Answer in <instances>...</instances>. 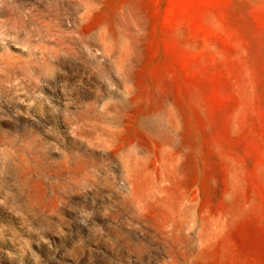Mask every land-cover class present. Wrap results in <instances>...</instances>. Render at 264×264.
<instances>
[{"label":"rangeland","instance_id":"1","mask_svg":"<svg viewBox=\"0 0 264 264\" xmlns=\"http://www.w3.org/2000/svg\"><path fill=\"white\" fill-rule=\"evenodd\" d=\"M0 264H264V0H0Z\"/></svg>","mask_w":264,"mask_h":264}]
</instances>
